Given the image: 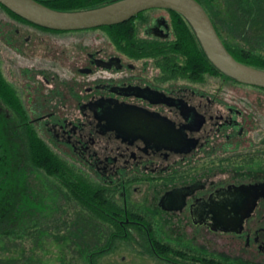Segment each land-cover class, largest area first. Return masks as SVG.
I'll return each mask as SVG.
<instances>
[{"label": "flooded vegetation", "instance_id": "af4514ba", "mask_svg": "<svg viewBox=\"0 0 264 264\" xmlns=\"http://www.w3.org/2000/svg\"><path fill=\"white\" fill-rule=\"evenodd\" d=\"M185 22L151 8L58 31L0 4V111L93 188L87 204L106 219L94 254L264 264V88L203 68ZM74 212L70 202L71 245ZM53 215L21 213L22 223Z\"/></svg>", "mask_w": 264, "mask_h": 264}, {"label": "trees", "instance_id": "16d2710c", "mask_svg": "<svg viewBox=\"0 0 264 264\" xmlns=\"http://www.w3.org/2000/svg\"><path fill=\"white\" fill-rule=\"evenodd\" d=\"M44 5L62 11H76L99 7L117 0H38ZM207 11L220 39L229 53L238 61L264 69V0H222L223 12L217 13L202 0H197ZM182 22L185 20L174 12ZM186 23V22H185ZM153 50H156L155 48ZM201 66H210L203 52L200 54ZM26 150L22 166L32 164L47 176L57 179L47 186L45 195L39 201L42 211L25 210L22 213L54 214L35 218L28 216L25 223L13 213L0 217V248L11 249L12 255L0 257V264H42L35 258V250L41 234L38 229L53 236L67 234L70 220L67 218L69 203H74L72 226L74 243H87L88 252L94 254L100 243L101 235L96 232L103 223V216L91 203L93 188L79 176L69 170L66 161L59 156L49 154L38 144L32 134L27 135ZM95 189V188H94ZM86 209L92 213L87 214ZM103 218V217H102ZM88 229V234L85 233ZM84 230V232H83Z\"/></svg>", "mask_w": 264, "mask_h": 264}, {"label": "water", "instance_id": "95a60500", "mask_svg": "<svg viewBox=\"0 0 264 264\" xmlns=\"http://www.w3.org/2000/svg\"><path fill=\"white\" fill-rule=\"evenodd\" d=\"M0 4L26 21L58 31L110 26L147 9H168L179 13L188 23L206 58L219 72L238 83L264 88V69L240 62L229 53L197 0H117L76 11L56 10L37 0H0Z\"/></svg>", "mask_w": 264, "mask_h": 264}, {"label": "rangeland", "instance_id": "374dc122", "mask_svg": "<svg viewBox=\"0 0 264 264\" xmlns=\"http://www.w3.org/2000/svg\"><path fill=\"white\" fill-rule=\"evenodd\" d=\"M202 1L217 13L223 12L222 0ZM69 35L73 38H92L97 36V33L90 31ZM69 35L64 36L63 39H69ZM18 133L21 135L20 139L17 138ZM27 138L22 125L6 118L0 111V217L13 213L16 217L23 218L21 213L25 210L42 211L41 204L33 201L42 199V193L47 186L57 181L55 177L44 176L31 163L24 166L25 169L21 167ZM70 245L64 234L60 236L41 234L39 245L35 250V258L42 264H118L116 256L125 253L122 250L114 256L89 254L90 256L87 257L89 252L83 245L77 242ZM10 255H12L11 249L0 248L1 258Z\"/></svg>", "mask_w": 264, "mask_h": 264}]
</instances>
